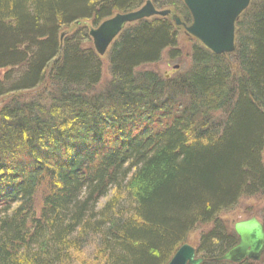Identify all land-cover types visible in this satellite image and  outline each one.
<instances>
[{
    "label": "trees",
    "instance_id": "1",
    "mask_svg": "<svg viewBox=\"0 0 264 264\" xmlns=\"http://www.w3.org/2000/svg\"><path fill=\"white\" fill-rule=\"evenodd\" d=\"M146 1L0 0V264H166L206 225L196 255L231 264L211 261L237 243L221 214L264 202V0L231 54L193 39L170 78L138 68L178 59L171 15L191 16L150 0L170 16L122 30L97 90L90 28Z\"/></svg>",
    "mask_w": 264,
    "mask_h": 264
},
{
    "label": "water",
    "instance_id": "2",
    "mask_svg": "<svg viewBox=\"0 0 264 264\" xmlns=\"http://www.w3.org/2000/svg\"><path fill=\"white\" fill-rule=\"evenodd\" d=\"M249 2L250 0H182L191 16L190 24L186 25L175 15H171V20L214 55H227L234 51L235 24L248 8ZM154 16H170V11L156 10L151 2L146 1L136 11L115 14L96 28H90L89 37L94 51L103 57L126 25ZM232 230L237 243L211 261L231 264H239L245 260L259 262L264 253V227L261 222L255 217L240 220L233 224ZM204 261L186 243L175 251L166 264H203Z\"/></svg>",
    "mask_w": 264,
    "mask_h": 264
},
{
    "label": "rangeland",
    "instance_id": "3",
    "mask_svg": "<svg viewBox=\"0 0 264 264\" xmlns=\"http://www.w3.org/2000/svg\"><path fill=\"white\" fill-rule=\"evenodd\" d=\"M147 1L151 2L150 0H147ZM178 29H179L178 30L179 31L178 48L180 49L182 53L181 56L176 60H170L167 56V51H164L161 55L159 62L150 64V65L141 66L138 68L139 70L153 71L161 77L170 78L172 76L182 74L189 68V65H190V60L188 58L190 54L189 50H190L191 45L194 43V40L191 36L185 34L181 26H179ZM83 45L92 47V42L90 41V44L89 42H87V43H84ZM109 49L110 47L108 48V50ZM5 72H6L5 70H2V71L0 70V80L4 76ZM108 80H109L108 63L106 60V56H104L102 58L101 80L96 89L99 90L103 88V85L106 84ZM4 86H7V84ZM263 212H264V202L258 197L250 198V199H242V201L238 204V206L235 209H233L232 211L228 213L221 214L220 220L223 223H225V225L229 229H232L233 224L240 220H246L251 217H255L259 221H261L262 217L264 216ZM210 228H211L210 225H206V226H200L194 229L188 236L187 244H190L191 246L195 248L198 245L200 234L208 231Z\"/></svg>",
    "mask_w": 264,
    "mask_h": 264
},
{
    "label": "bare ground",
    "instance_id": "4",
    "mask_svg": "<svg viewBox=\"0 0 264 264\" xmlns=\"http://www.w3.org/2000/svg\"><path fill=\"white\" fill-rule=\"evenodd\" d=\"M250 2H251V0H250ZM250 2H249V4H250Z\"/></svg>",
    "mask_w": 264,
    "mask_h": 264
}]
</instances>
